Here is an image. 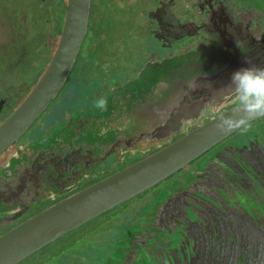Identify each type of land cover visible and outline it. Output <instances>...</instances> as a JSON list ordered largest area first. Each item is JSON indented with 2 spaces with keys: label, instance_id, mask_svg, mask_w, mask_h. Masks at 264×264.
Returning a JSON list of instances; mask_svg holds the SVG:
<instances>
[{
  "label": "flooded vegetation",
  "instance_id": "1",
  "mask_svg": "<svg viewBox=\"0 0 264 264\" xmlns=\"http://www.w3.org/2000/svg\"><path fill=\"white\" fill-rule=\"evenodd\" d=\"M2 3L3 0H0V31L3 32L0 36V126L21 104L47 69L60 40L67 0H55V3L51 5L55 16L50 32V45L37 32L38 29L41 30L39 25L47 26L49 20L45 18L46 16L41 17L38 9L35 12V7L32 9L33 14L39 18L32 21V37L25 41L26 47H22V51H18L14 18L3 16L2 11L4 9V12L11 14L7 8H18L17 0H13L10 3L11 7L7 8ZM100 3L101 0H91V7L95 8L94 14L90 7L87 33L65 84L24 134L6 145L5 150L0 153V226L12 220L3 230L0 229V236L52 204L128 167L157 150L148 148L145 154L137 153L126 156L119 162L120 166H113L115 161L122 157L121 154L130 152L128 148L130 146L126 145L121 151L124 145L120 143L121 139H104V134L110 138L115 136V132L103 133L104 131L100 132L99 129L86 126L85 119H88L90 115L93 116L102 111L108 113L109 109H115L116 105L121 102L137 97L139 107L145 108L149 115L153 116L147 122L161 126L170 124L165 130L167 133L163 131V134L156 135L162 138V136L168 137L172 133L175 134V138L161 146L163 147L204 125L210 119L202 115L196 127L188 128L182 135L177 130L183 129L189 122L186 118L182 120L187 115L180 116L179 111L174 110L169 111L163 117L166 104L155 100L150 94L163 93V87L172 81L171 92L163 98L168 100L169 95L180 93L184 101L183 90H190V81L192 77H196V99L208 95L211 100L218 90L229 84L231 75L236 70L247 66L264 68V0H106L107 19L96 11ZM17 8L12 9L18 10ZM115 9L123 11L122 18L119 14L113 13ZM132 19V26L127 34L139 52L140 68L136 70V67L128 60L127 64H130L131 69L136 72L126 84L113 85L108 82V78L121 69L111 65L107 56H103L99 66L106 74V78L105 76L100 77L101 81L97 89L89 87L90 78H97L99 72L95 64L91 66L83 58L89 56L90 53L95 54L100 51V46L109 47L104 41L107 28L112 33L111 25L128 24ZM94 29L98 31V37L92 32ZM140 31L143 33V39L139 38ZM85 40H88V43L85 54H82L81 50ZM140 40L144 43L151 40L150 42H153L156 47L152 50L149 46L150 53H147ZM118 41L120 42L118 39L115 40L114 44L118 45ZM18 72L23 75L31 74L33 78L32 80L28 78L27 88L14 101H10L9 97L13 99L10 94L17 96L21 80L18 76H15L14 80H10L9 77ZM174 78L177 79L172 80ZM107 88H109L108 93L104 95L103 91ZM189 95L186 96L185 101L189 99ZM180 96L176 95V98L179 100ZM97 97L106 98V109L96 108L90 113H84L82 110L85 108L82 103L90 102L94 105ZM231 107L232 102L225 97L221 110L228 111ZM135 112L136 109L133 114ZM113 118L108 119L107 115L105 121L112 125ZM122 118L127 119L123 116ZM88 134L93 135L91 144H88ZM96 148L98 152L104 150L110 152L109 157L104 161L99 160L96 171L83 176L81 181L77 182L78 187L75 191L66 193L62 197L55 195L53 200H49V192L39 195L35 191L28 192L26 187L63 188L75 184L77 176L89 169L85 156L90 151L97 153ZM231 153L240 158L247 153V159L244 160L245 164L242 168L238 166L224 168L216 165L218 163L216 158L219 155L224 156L223 159L227 161ZM208 162H212L220 169L213 172L212 176L215 195L220 194L227 203L238 202L236 193L239 191L236 190V186L244 182L249 175H253H245V172L250 170L254 172L256 169L257 175L260 176V171H264V117L251 122V128L247 133H241L238 130L143 194L165 185L174 177L177 178L174 185L163 190L162 196L168 195L173 188H185L193 176L199 175ZM25 188L27 196L23 194ZM235 208L238 206L236 205ZM8 209L10 210L9 217ZM109 212L103 215H108ZM100 221L105 223L108 220L101 219ZM109 233H112L109 239L110 244L102 243L103 250L99 252L97 264H106L108 257L113 253L112 239L114 238L112 237L117 236L118 232L109 230L102 237ZM179 242L178 238L172 239L170 248L176 249L179 247ZM46 247L18 264L28 261Z\"/></svg>",
  "mask_w": 264,
  "mask_h": 264
},
{
  "label": "water",
  "instance_id": "2",
  "mask_svg": "<svg viewBox=\"0 0 264 264\" xmlns=\"http://www.w3.org/2000/svg\"><path fill=\"white\" fill-rule=\"evenodd\" d=\"M90 7L91 0H67L60 40L47 69L21 104L0 126V153L5 150L6 145L24 134L65 84L87 33ZM172 86V81H169L163 87V93H153L150 96L166 104L163 117L174 110L179 111L180 116L187 115L182 120L186 118L189 122L183 129L177 130L183 135L188 128L196 127L199 123L202 109L210 102V98L207 95L196 99V77H192L190 81L191 89H186L188 92L183 90L185 100L190 94L187 101H183L180 93L169 95L168 100L164 99L171 92ZM176 95L180 96L181 101ZM116 106L115 109H109L108 113L102 111L90 115L85 119L86 126L104 131L103 133L115 132V136L110 138L104 134V139H121L120 143H124L121 151L129 145L130 152L121 154V160L133 154H145L148 148L157 150L52 204L2 234L0 264L20 263L91 220L155 187L238 131L221 133L210 120L161 147L175 138L173 133L168 137L156 136L163 134V131L167 133L165 130L170 124L161 126L147 122L153 116L145 108L139 107L137 97ZM107 115L108 119L115 117L112 125L105 121ZM92 140L93 135L88 134V144ZM96 150L97 153L90 151L85 156L89 169L77 176L75 184L63 188L26 187L28 192L35 191L38 195L49 192V200H53L55 195L62 197L75 191L77 182L83 176L95 172L99 160L104 161L109 157L110 152ZM219 156L216 158V165L224 168H242L247 159V153L241 158L231 153L227 161L223 159L224 156ZM81 159L80 156V165ZM120 159L115 161V165L120 166ZM217 166L208 162L185 188L170 190L165 199L155 204L151 216L145 218L147 222L139 227L136 234L123 236L124 240L118 243L121 247L113 253L115 259H109L106 264H264V171L261 172L260 167V176L256 169L254 172H245V175H253L236 186L239 191L236 193L238 202L227 203L223 196L215 195L214 192L212 176L213 172L220 170ZM238 171L243 175L239 169ZM26 188L23 192L25 196L28 195ZM236 205L238 208H235ZM7 214L9 217V209ZM11 221L0 226V229L3 230ZM177 238L180 240L179 247L171 249V240Z\"/></svg>",
  "mask_w": 264,
  "mask_h": 264
},
{
  "label": "rangeland",
  "instance_id": "3",
  "mask_svg": "<svg viewBox=\"0 0 264 264\" xmlns=\"http://www.w3.org/2000/svg\"><path fill=\"white\" fill-rule=\"evenodd\" d=\"M12 1L13 0H3L2 4H4V7L6 8L9 6L11 7L10 3ZM17 3L18 8H7V10L11 14L4 12V9L2 11L3 16L14 18L16 24L15 28L17 31L16 42L19 48L18 51H22L21 48L26 47L25 41L32 37V21L39 18L37 15L33 14L32 9L34 7L35 10H39L41 17L46 16L45 18H48L49 20L47 26L39 25L41 26V30L38 29L37 32L41 35L42 39L48 45H50V32L52 30V23L55 16L54 12H52L53 8L51 7V5L55 3V0H17ZM105 4L106 0H101V3L96 11L97 13H100L104 19H107L108 15L106 13ZM12 8H17L18 10ZM94 9V7H91V11L93 14ZM35 12H37V10ZM113 13L116 15L119 14L120 18L123 17V11L115 9ZM132 22L133 19L128 24L126 23L124 25H111L112 33H110L107 28V35L104 39L109 47L100 46V51H98L97 53H90L89 56H85L84 58L82 55L83 60H86L87 63H89L91 66L95 64L99 72L97 78H90L89 87L97 89V86L101 81L100 77L105 76L106 78V74L99 66V62L102 60L103 56H107V60L111 63V65H114L115 67L121 69L114 75L109 76L108 82L112 83L113 85L126 84L127 81L131 80L136 70L140 68L141 63L139 61V52L137 51L136 46L132 43V41L129 40V36L127 34L129 28L132 26ZM2 35L3 32L0 31V36ZM138 35L139 38H144L141 31ZM117 39L120 40L121 43L118 41V45H115L114 41ZM150 41L151 40H149L148 43H144L142 40H140V43L145 46L144 49L147 53H150L149 46L152 47V50L154 49V47H156L155 44ZM87 43L88 40H85L81 50L82 54H85ZM112 59L114 61H112ZM128 60L132 65L136 67V70L131 69V65L127 64ZM21 68H23V66ZM25 71L26 70H24V72ZM15 76H18L19 80H21V83L18 87L17 96L15 94H10L11 96H13V99L12 97H9L10 101H14L16 97L20 96L23 93V90L26 89L29 85V82L26 83L28 78L29 80H32L33 78L31 74L23 75L18 72L15 75H11L9 79L14 80ZM3 85L4 83L2 84V86ZM108 89L109 88H107L106 91H103L104 95H107ZM82 105L85 108L82 110L84 113H90L92 110L97 108L95 104L93 105L90 102H88L87 104L82 103ZM123 163L125 162L123 161ZM176 180L177 178L174 177L173 179L166 182L165 185L158 187L147 194H143L139 197L137 196V199L135 198L134 200L129 201V203L127 204L125 203L120 205L119 207L115 208V210L110 211L108 215H102L100 216L101 218L97 217L95 218V220L93 219V222H88L89 224H85L77 230L70 232V234H67V236H63L22 264H97L99 252L103 250L102 243L110 244L109 239L112 236V233H109L108 235H105L103 237L102 235L109 230H116L118 232V235H113L112 237L114 238L112 239L113 253L116 250H119L121 246H119L118 243L124 240L123 236L125 235L126 237H129L130 235L136 234L139 231V227H141L143 223L147 222V219L145 218L151 216V212L155 204L166 198V194L162 196V191L167 188H171ZM122 210H125L126 212ZM101 219H103V221H108L102 223L100 221ZM129 220H131L130 223L128 222ZM113 253L110 257H108V260L110 259L111 261H113L115 259V255H113Z\"/></svg>",
  "mask_w": 264,
  "mask_h": 264
},
{
  "label": "clouds",
  "instance_id": "4",
  "mask_svg": "<svg viewBox=\"0 0 264 264\" xmlns=\"http://www.w3.org/2000/svg\"><path fill=\"white\" fill-rule=\"evenodd\" d=\"M225 97L232 102L228 111L221 110ZM95 106L105 110L106 98L97 97ZM201 114L212 120L221 133H247L253 120L264 117V68L247 66L236 70L229 84L217 91Z\"/></svg>",
  "mask_w": 264,
  "mask_h": 264
},
{
  "label": "trees",
  "instance_id": "5",
  "mask_svg": "<svg viewBox=\"0 0 264 264\" xmlns=\"http://www.w3.org/2000/svg\"><path fill=\"white\" fill-rule=\"evenodd\" d=\"M92 32L96 35V37H98V31L94 29Z\"/></svg>",
  "mask_w": 264,
  "mask_h": 264
}]
</instances>
